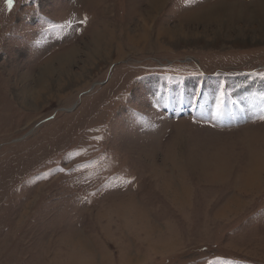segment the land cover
Wrapping results in <instances>:
<instances>
[{
  "label": "rangeland",
  "instance_id": "1",
  "mask_svg": "<svg viewBox=\"0 0 264 264\" xmlns=\"http://www.w3.org/2000/svg\"><path fill=\"white\" fill-rule=\"evenodd\" d=\"M259 2L0 0V264H264Z\"/></svg>",
  "mask_w": 264,
  "mask_h": 264
},
{
  "label": "bare ground",
  "instance_id": "2",
  "mask_svg": "<svg viewBox=\"0 0 264 264\" xmlns=\"http://www.w3.org/2000/svg\"><path fill=\"white\" fill-rule=\"evenodd\" d=\"M222 3V2H221ZM226 3V2H225ZM228 4V3H227ZM231 8L236 9L237 5L234 4H238V1L234 2V3H229ZM259 4H261V11L264 12V0H260ZM157 11V10H156ZM233 11V10H232ZM241 11V10H240ZM238 11V13L240 12ZM249 11L251 12L252 10L249 9ZM256 10H253V14L255 13ZM246 41V40H245ZM244 42V41H243ZM248 42V41H247ZM97 45V44H96ZM97 48V47H96ZM95 50V49H94ZM73 51V50H72ZM106 52V50H105ZM108 53V52H107ZM109 54V53H108ZM58 57V60L60 63H62L63 61L65 62L66 60H68V56L66 55H60V56H56V58ZM90 58V57H89ZM72 64V63H71ZM44 65H49L47 63H45ZM50 67V66H49ZM239 113V112H238ZM241 118V117H240ZM261 140V139H260ZM259 140V141H260ZM264 159V157L262 158ZM201 166H205L202 165ZM239 179L241 180L242 184H240V188L239 190H241V188L243 189V191H249L251 189H254V187L257 185L258 182H260L261 180L264 179V162L261 161L260 159H258V156H256V158H252L250 164L246 167L243 168L242 171H240L238 169L237 172ZM184 195V194H183ZM182 195V196H183ZM238 198V197H237ZM234 196L231 197V200H227L226 203H229L230 201V205L231 207H233L234 205H237L239 203V198L237 199ZM238 201V202H237ZM228 204H225V206ZM226 210H223L222 212H227V210L229 209V205L225 207Z\"/></svg>",
  "mask_w": 264,
  "mask_h": 264
},
{
  "label": "snow or ice",
  "instance_id": "3",
  "mask_svg": "<svg viewBox=\"0 0 264 264\" xmlns=\"http://www.w3.org/2000/svg\"><path fill=\"white\" fill-rule=\"evenodd\" d=\"M8 6L11 7L12 6V0H7ZM262 119H264V117H261Z\"/></svg>",
  "mask_w": 264,
  "mask_h": 264
}]
</instances>
